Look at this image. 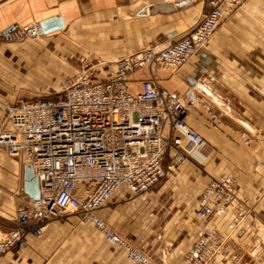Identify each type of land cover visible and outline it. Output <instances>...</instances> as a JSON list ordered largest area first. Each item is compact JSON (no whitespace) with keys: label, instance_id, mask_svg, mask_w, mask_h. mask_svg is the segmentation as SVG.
<instances>
[{"label":"crops","instance_id":"1","mask_svg":"<svg viewBox=\"0 0 264 264\" xmlns=\"http://www.w3.org/2000/svg\"><path fill=\"white\" fill-rule=\"evenodd\" d=\"M209 8L207 0H0V121L19 98L55 97L58 84L85 65H95L94 81L108 79L120 57L188 34ZM53 17L60 28L20 35ZM149 77L147 69L135 72L129 88L140 91ZM153 78L172 97L195 100L196 110L184 118L202 141L178 164L165 158L166 177L142 194L118 188L98 215L144 251L149 264H186L187 249L211 228L227 240L207 264H264L252 227L264 224V0H246L226 14L187 63ZM202 101L219 113V122H207ZM25 166L0 148V236L16 224ZM222 175L234 181L237 206L200 218L199 195ZM0 264L130 262L70 211L51 217L40 238L27 236L24 247L0 256Z\"/></svg>","mask_w":264,"mask_h":264},{"label":"built area","instance_id":"2","mask_svg":"<svg viewBox=\"0 0 264 264\" xmlns=\"http://www.w3.org/2000/svg\"><path fill=\"white\" fill-rule=\"evenodd\" d=\"M207 1L209 10L188 34L120 57L108 79L94 81L95 65H85L58 84L55 97L19 98L6 107L0 121V148L31 167L38 197H29L22 188L17 191L16 224L0 236V256L24 247L27 236L40 238L51 217L75 211L130 264H149L144 251L104 221L98 210L120 187L134 196L147 191L166 177L165 158L178 164L192 157L189 146L202 141L184 118L196 110L195 100L172 97L153 77L159 70L187 63L225 15L246 0ZM38 27L33 23L21 33L36 37ZM141 69H147L150 77L141 81L140 91L133 92L130 76ZM200 106L209 124L220 121L208 102ZM80 187H84L81 195ZM237 204L233 179L222 175L211 178L203 189L196 213L200 218L221 216ZM252 227L256 242L264 248V224L256 221ZM226 240L221 231L209 229L187 249L184 262L207 264Z\"/></svg>","mask_w":264,"mask_h":264},{"label":"water","instance_id":"3","mask_svg":"<svg viewBox=\"0 0 264 264\" xmlns=\"http://www.w3.org/2000/svg\"><path fill=\"white\" fill-rule=\"evenodd\" d=\"M185 1L181 5H184ZM158 8V7H155ZM39 27L37 29L38 34L47 33L58 29L61 27L62 23L59 17H53L50 19H45L38 23ZM24 191L31 198L38 197V182L34 176L30 166L26 165L24 169Z\"/></svg>","mask_w":264,"mask_h":264},{"label":"rangeland","instance_id":"4","mask_svg":"<svg viewBox=\"0 0 264 264\" xmlns=\"http://www.w3.org/2000/svg\"><path fill=\"white\" fill-rule=\"evenodd\" d=\"M21 36H26V35H23L22 33L20 34ZM28 37V36H27ZM49 97V96H48ZM5 153V152H4Z\"/></svg>","mask_w":264,"mask_h":264}]
</instances>
